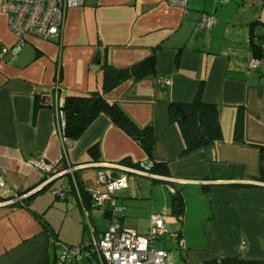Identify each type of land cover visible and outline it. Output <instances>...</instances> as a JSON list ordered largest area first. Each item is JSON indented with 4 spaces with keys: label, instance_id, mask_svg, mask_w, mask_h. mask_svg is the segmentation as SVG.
<instances>
[{
    "label": "crops",
    "instance_id": "crops-1",
    "mask_svg": "<svg viewBox=\"0 0 264 264\" xmlns=\"http://www.w3.org/2000/svg\"><path fill=\"white\" fill-rule=\"evenodd\" d=\"M203 13L215 19L209 29L198 26ZM256 33L264 35V0H188L186 7L165 0H85L83 6L67 11L59 38L28 36L14 59L10 54L1 57L0 264H58L61 259L55 251L60 235L40 207L38 197L44 190H50L47 203L53 196L54 201H63L66 213L84 215V230L92 226L99 232L109 226L108 210L101 211L88 199L84 207L72 178L85 189L101 190L99 172L120 174L122 170L109 165L131 166L146 162L148 156L105 112L78 139L62 138L56 111L66 97L102 93L104 60L122 69L153 54L154 73L129 78L103 94L137 127L151 126L153 161L167 171L157 177L140 175L157 184L149 194L148 181L138 180L143 178L134 176L138 174L128 176L127 187L115 194L116 204L124 207L118 220L146 234L153 213L169 206L173 215V189L184 200L182 216H175L176 244L182 242L179 262L202 264L221 256L264 260V181L260 180L264 60L256 69L248 68L252 44L259 42ZM15 42L0 10V47ZM160 79L169 83L160 84ZM200 84L203 101L218 107L222 137L209 147L183 154L180 129L169 120V102H191ZM239 110L244 116L242 141L234 137ZM39 155L59 174L49 176L27 164ZM66 167H74V172L62 173ZM62 178L59 189H54L64 191L65 197L59 198L48 187ZM66 181L69 187L62 184ZM22 201H27L26 207ZM128 207L135 214L144 211L145 222L128 218ZM95 217L106 219L102 229ZM81 234L78 244L87 241ZM158 241L166 240L154 244ZM88 252L86 259L100 264Z\"/></svg>",
    "mask_w": 264,
    "mask_h": 264
},
{
    "label": "built area",
    "instance_id": "built-area-1",
    "mask_svg": "<svg viewBox=\"0 0 264 264\" xmlns=\"http://www.w3.org/2000/svg\"><path fill=\"white\" fill-rule=\"evenodd\" d=\"M188 0H165L168 5L186 7ZM222 2L224 0H218ZM85 0H1L0 10L7 17L9 30L15 35L16 42L11 46L0 47V58L10 54L14 59L21 46L26 43L28 36L40 39L59 38L66 20L67 11L74 7L83 6ZM214 17L203 13L198 22L200 29H209ZM264 57L254 56L253 53L248 59V68L256 69ZM160 84H168L167 79H160ZM62 102L56 111L57 131L63 138L65 127V114L62 109ZM27 164L34 169L42 171L49 176L59 174L54 164L47 163L43 156L31 157ZM110 167L122 170L120 174L112 175L105 172L98 173V182L102 186L101 190H87L91 195L94 207L101 211L108 210L110 224L103 231H96L89 226V239L74 246L69 250L74 254H80L82 250L94 253L100 264H178L171 260L167 249L154 247V242L166 236L178 238L179 235L170 229L168 215L165 209L153 213L150 218L148 231L144 235L138 234L134 229L123 226L118 220V214L124 209L123 206L115 202L117 191L127 187L129 174L145 175L157 177L151 170L153 161L139 162L135 166L123 164H111ZM63 172L72 174L74 167H66ZM75 189L78 191L75 178H72ZM4 183V178L0 173V186ZM173 191V189H170ZM54 194L59 198H64L63 190H54ZM15 199L20 200L21 195L15 194ZM182 242H178L181 247ZM65 258H63L64 260ZM179 264H187L185 262Z\"/></svg>",
    "mask_w": 264,
    "mask_h": 264
},
{
    "label": "trees",
    "instance_id": "trees-1",
    "mask_svg": "<svg viewBox=\"0 0 264 264\" xmlns=\"http://www.w3.org/2000/svg\"><path fill=\"white\" fill-rule=\"evenodd\" d=\"M255 36L258 38L259 42H254L252 44V53L259 58L264 57V35L256 33ZM177 60L178 55L176 56V61ZM101 68L103 70L102 93L96 92L90 96H69L65 98L62 105L65 114L63 137L71 141L78 139L95 117L99 113L105 112L118 127L122 128L128 135L139 142L146 152L148 159L153 161L152 155L155 136L151 126L145 128L137 127L115 103L106 101L103 98V94L109 92L129 78H140L146 74L154 73V54L131 67L122 69L114 68L107 60H104L101 64ZM202 96L203 87L202 84H200L191 102H169V120L171 123L177 124L180 129L185 144L183 154H189L199 149L209 147L222 137L218 107L214 103L203 101ZM243 131L244 116L243 111L239 110L234 123V137L237 141H242ZM260 159L262 160L260 166V180L264 181V148H261ZM135 165L136 164H131V166ZM161 166V163L153 161V168L151 171L155 174L167 175V171ZM75 181L78 192L82 198L83 206L87 207V201L85 200L88 199L93 202L91 195L78 183L77 178H75ZM22 202L26 207L27 201H25V203L24 201ZM171 210L172 214L176 217H181L184 211L183 196L175 190L171 192ZM45 228L47 229L46 225ZM67 248L71 249L73 246H67ZM202 264H264V260L239 258L236 256H221L205 260Z\"/></svg>",
    "mask_w": 264,
    "mask_h": 264
},
{
    "label": "rangeland",
    "instance_id": "rangeland-1",
    "mask_svg": "<svg viewBox=\"0 0 264 264\" xmlns=\"http://www.w3.org/2000/svg\"><path fill=\"white\" fill-rule=\"evenodd\" d=\"M131 175L134 174H129V176L131 177ZM137 177H143L140 175H134ZM57 180L55 183H53L52 185H50L48 187L51 188V191H53L54 189H59L57 188V185H60V183H58L60 180ZM138 180H143L145 182H149V186L146 188L147 193L149 194L151 192V189H155L157 188V184H153L152 181L148 178V177H143L142 179H138ZM62 184H64L65 186L69 187V183L66 181L65 183L63 182ZM164 194L167 196V198L169 199V194L166 191V189H163ZM54 193V191H53ZM50 194V190L42 192L41 195H39L38 198H40V200H42V204L40 203V207L43 208V211H45L46 215V219H48L51 223L54 224L56 231L59 233L60 235V239L61 241H58V246L56 248V252L58 257L61 259H59L58 264H96L94 260L92 261H88V259H86V255L90 256V253L87 250H83L80 254H74L70 251L66 252V245L65 243L68 242L67 245H74V246H78L79 242L82 240V232H83V240H88L89 239V234L88 231L84 230L85 227V217L83 215L78 217L75 216L73 213H66L64 207L61 206V203L63 202L62 200H57L54 201V197L52 196L51 201L50 202H46L45 199L47 198V196H49ZM38 196V195H37ZM158 199L161 198V194L157 193L156 196ZM73 198V197H72ZM126 200V201H125ZM125 202H131V199H124ZM45 203V204H43ZM31 204V203H30ZM142 206V204H141ZM132 208L128 207L127 208V215L126 216H131L128 218H131V220H134L133 218H137L138 217V221L141 223L145 222V216L144 215V211H138V214L133 213V210H131ZM142 209V208H141ZM132 211V212H131ZM124 212V211H122ZM167 215H168V221L170 222V228L175 231V225L177 223V220L175 218V216L171 215L169 213V206L167 207ZM121 214V213H120ZM96 226L98 227V229H102L105 224H106V219L104 217H95L94 218ZM174 223V224H171ZM166 241H158L157 243L154 244V247H160V248H165L168 250L169 255L171 257V260L174 261L175 263H181L179 262L181 260L180 258V248L178 247V245L176 244V238H172L169 236H166L164 238ZM76 241V243L74 242ZM73 246V247H74ZM67 254L65 260L63 261L62 257L63 254ZM53 256V249L51 247L50 249V257L52 258ZM192 264H198V263H192Z\"/></svg>",
    "mask_w": 264,
    "mask_h": 264
},
{
    "label": "water",
    "instance_id": "water-1",
    "mask_svg": "<svg viewBox=\"0 0 264 264\" xmlns=\"http://www.w3.org/2000/svg\"><path fill=\"white\" fill-rule=\"evenodd\" d=\"M97 54H99V52H97ZM97 62H99V60H97ZM71 143V142H70Z\"/></svg>",
    "mask_w": 264,
    "mask_h": 264
}]
</instances>
